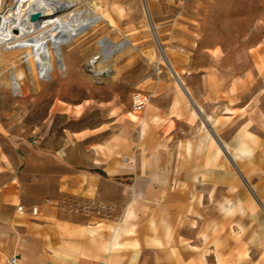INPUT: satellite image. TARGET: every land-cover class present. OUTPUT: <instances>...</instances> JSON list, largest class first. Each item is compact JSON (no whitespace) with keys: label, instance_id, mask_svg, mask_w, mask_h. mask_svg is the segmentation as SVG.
Returning a JSON list of instances; mask_svg holds the SVG:
<instances>
[{"label":"rangeland","instance_id":"obj_1","mask_svg":"<svg viewBox=\"0 0 264 264\" xmlns=\"http://www.w3.org/2000/svg\"><path fill=\"white\" fill-rule=\"evenodd\" d=\"M117 2L128 13L120 25L123 32L108 26L107 21L97 27L94 21L101 20V15H89L86 9L87 17L79 25L58 19L59 29L68 35L66 43L59 44L52 36L48 44L34 47L32 53L27 45L33 44L32 40L0 44V58L21 51L10 64L0 60V144L4 142L0 147L11 151L10 137L40 146L49 137L73 135L78 129L107 122L116 123V127L139 125L141 111L134 113L136 119L130 112L133 94L143 93L149 103L171 107L170 114L177 119H159L163 148L176 155L168 161L175 168V176L169 178L176 185L172 193L162 192L157 199L181 204L180 213L169 220L180 233L174 243H179L181 264H264V212L257 206V201L264 205V0ZM10 3L6 0L2 5L0 0V30L12 14ZM193 26L203 28L204 47L191 39ZM140 30L143 58L139 57ZM107 33L115 41L128 40L130 45L125 56H111L114 71L97 74L85 61L78 65L79 58L93 53L96 46L100 48L98 61L108 55L103 46ZM50 53L57 55L54 65ZM41 56L48 62L47 71L39 67ZM16 59L27 82L31 85L36 79L38 91L13 93L6 85L12 77V86L18 87L19 68L12 64ZM173 68L203 114H191L194 107L178 87ZM68 71L91 91L68 90ZM206 115L211 116L210 121H205ZM208 129L222 143L244 142L250 153L240 171L235 161L234 169L226 160L227 153L207 164L216 146L210 140L201 144ZM38 134L43 139L35 144ZM224 159L230 170L221 167ZM195 173L199 181H195ZM221 203L231 205V210L223 212Z\"/></svg>","mask_w":264,"mask_h":264},{"label":"crops","instance_id":"obj_2","mask_svg":"<svg viewBox=\"0 0 264 264\" xmlns=\"http://www.w3.org/2000/svg\"><path fill=\"white\" fill-rule=\"evenodd\" d=\"M203 34L191 27L199 47ZM170 111L148 102L139 125L107 122L40 146L10 137L12 150L0 147V264H181L169 221L181 204L157 199L176 185L159 123L177 120Z\"/></svg>","mask_w":264,"mask_h":264},{"label":"bare ground","instance_id":"obj_3","mask_svg":"<svg viewBox=\"0 0 264 264\" xmlns=\"http://www.w3.org/2000/svg\"><path fill=\"white\" fill-rule=\"evenodd\" d=\"M5 1L6 0H1V4L3 5ZM10 6V12L12 11V14H8L3 22L2 28L0 30V44L4 45L19 41L32 40L34 42L33 44H27L31 53L34 47H39L44 42L48 44L52 36L56 39H59V44L66 43L65 38L68 35L63 30L59 29L58 19L61 17H63L64 21L72 20L75 23L78 22L79 25L85 20V17H87V14L84 12L87 9L90 11L89 15H101V20L96 19V21H94L97 27L107 21L108 26L118 29L120 32H123L120 25L127 20L128 14L127 9L120 3H118L117 0H11ZM35 12H39L40 17L32 21L29 17ZM142 34V30H140L139 39H141V42L139 43V45L141 46V49L139 50V57L141 58L144 57V51L142 48ZM103 46L109 51L108 55L104 56V59L101 58V60L98 61L99 57L97 58V56L100 55V48L96 46V50L93 53H84L79 58L77 64L79 65L81 61H85L87 64L93 65V67L95 68L94 71L97 74L102 72H106L108 74L112 73V71H114V67H112V65L109 63L112 58L111 56L115 53H119L121 57L125 56L129 51L130 45L128 43V40L127 42L124 39L115 41L110 38L109 34L107 33L103 38ZM20 53V50L9 52L8 54H4V56L1 57L0 60L4 64H10L9 62L12 60V58ZM41 59L42 60L39 64V67L42 71H47L46 66L48 62L44 56H41ZM50 59L52 65H54V60L57 59L56 53H50ZM31 61L34 64V56H31ZM12 64L15 67L19 68V72L17 78L18 87L12 86V77L10 81L6 83V85H10L11 91L14 93L17 92V90H20L22 94H27L28 91L33 90L38 91L39 84L36 82V79L33 80V83H31V85L27 82L24 70L21 68L19 60H14ZM173 73L175 75L178 87L184 92L185 95L189 97V101L194 107L191 114L195 116H197L198 113L203 114V108L195 103L190 94V91L186 87H184L183 82L181 81L180 76L176 74L175 69L173 70ZM74 81L77 82L76 85L72 84ZM81 83L82 82H80V78L78 76L68 71L66 83L70 84L68 87H66L68 90L71 89L78 92H85L87 88H89V90L91 89L90 87L81 85ZM3 92L7 93L8 88L4 87ZM77 107H83V104H78ZM130 114L133 119L137 118V116L133 112H130ZM210 119L211 116L206 115L205 121H210ZM203 138L201 144H203V142L207 140H210L212 145L216 144V146L212 150L207 164L214 163L221 156V154L227 153L225 155H227L226 160L229 162V164L234 168L232 164L233 160L236 163L235 167L238 170H241L240 167L243 165V162L246 159L245 156L250 153V150L246 148L244 142L239 141L238 145H232L228 142L222 143L220 142V140L218 141V139L214 137L213 133L209 129L207 130ZM189 150L190 147L188 146V151ZM226 160L224 159V164H222L221 167H223L224 170H230L231 167L226 162ZM199 177L200 176L198 173L194 174L195 181H199ZM198 203H201V195L198 196ZM252 205L253 210H255L256 205ZM257 206H259V208L264 212V205L261 203V201H257ZM220 207L223 212L231 210V205L227 206L226 204L221 203Z\"/></svg>","mask_w":264,"mask_h":264},{"label":"built area","instance_id":"obj_4","mask_svg":"<svg viewBox=\"0 0 264 264\" xmlns=\"http://www.w3.org/2000/svg\"><path fill=\"white\" fill-rule=\"evenodd\" d=\"M149 102V97L143 93H134L133 97H132V111L133 112H139L142 111L146 105ZM43 139V136H41L40 134H38L36 136V138L34 139V143L37 144L39 142H41V140ZM18 211L21 214H24L27 212V209L21 205L18 207ZM31 213L33 215H36L38 213V207L36 206H32L31 207ZM11 263H15V259L12 258L11 259ZM92 264H106L105 262H98V263H92Z\"/></svg>","mask_w":264,"mask_h":264},{"label":"water","instance_id":"obj_5","mask_svg":"<svg viewBox=\"0 0 264 264\" xmlns=\"http://www.w3.org/2000/svg\"><path fill=\"white\" fill-rule=\"evenodd\" d=\"M40 17V13L39 12H35L33 14L30 15V20L34 21L36 19H38Z\"/></svg>","mask_w":264,"mask_h":264}]
</instances>
